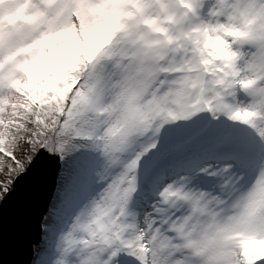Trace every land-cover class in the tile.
I'll use <instances>...</instances> for the list:
<instances>
[{
  "label": "snow or ice",
  "instance_id": "snow-or-ice-1",
  "mask_svg": "<svg viewBox=\"0 0 264 264\" xmlns=\"http://www.w3.org/2000/svg\"><path fill=\"white\" fill-rule=\"evenodd\" d=\"M223 3L39 0L28 19L44 26L43 36L83 32L86 59L70 90L71 79L45 89L40 66L48 54H31L39 41L29 25L19 36L0 32V201L21 182L39 183L60 159L62 219L70 227L56 264H264L245 244L221 245L212 227L217 192L256 184L246 211L264 207V0H231L224 25L259 41L260 58L245 60L250 75L221 64L209 79L207 61L190 59L186 43L191 21L221 28ZM98 13L100 30L109 32L104 41L88 30ZM241 56L229 50L222 58ZM177 79L199 91L179 114L161 99ZM209 85L214 105L204 100ZM243 97L251 103L241 104Z\"/></svg>",
  "mask_w": 264,
  "mask_h": 264
},
{
  "label": "clouds",
  "instance_id": "clouds-1",
  "mask_svg": "<svg viewBox=\"0 0 264 264\" xmlns=\"http://www.w3.org/2000/svg\"><path fill=\"white\" fill-rule=\"evenodd\" d=\"M217 0H207L208 5H215ZM39 0H0V32L5 37L13 34L21 35V29L25 25H29L32 30V39L38 40L31 54H39L41 51L48 54L40 66L41 75L45 78L44 85L47 90L65 85L67 80L71 79L72 84L67 85L70 90L78 82L76 77L83 66L86 57L84 56L82 40L83 32L77 35V30L73 28H61L51 32L48 36H43L44 26H36L29 24V17L34 15L39 7ZM125 7H132L125 5ZM224 11L221 13V28L215 29L214 25L206 22L205 19L199 21H191L192 37H188L186 43L191 53L190 59L198 60L201 64H205L204 71L208 73L209 79L212 78L213 72L219 68L221 64L229 67L234 64L232 69L237 76L250 75L249 65L245 63L246 59H251L249 54L257 56L261 53V46L258 40L250 39L247 36L236 37L230 29L224 27L228 23V9L232 7L231 0H224ZM210 10V9H209ZM103 15L98 13L88 18V30L95 33V39L104 41L108 38L109 32L107 26L100 30V22ZM212 18L208 17L207 21ZM254 27L259 30V21L254 23ZM242 40V43H237ZM108 45H105L107 47ZM234 50L243 53V56L232 61H226L222 58L223 52ZM223 71V69H220ZM257 83H260L259 77H253ZM163 87V84L157 86ZM204 100L208 103L215 104V85L206 86ZM199 91L197 89L186 87L180 80L170 81L161 99L166 100V108L177 114L186 106L197 103ZM146 104L148 102H145ZM251 103L247 97L241 99V104ZM257 185L251 187L241 185L240 190L231 192L229 195L221 196L217 192L215 196H211V201L215 204L217 211L212 217L213 230L218 234L221 245L228 244L232 250H238L236 245L245 244L249 251L257 254V260L264 259V207L255 215H250L246 211L250 195H259L257 193ZM199 190V189H198ZM208 193L209 190H201ZM221 196L219 202L216 197Z\"/></svg>",
  "mask_w": 264,
  "mask_h": 264
},
{
  "label": "water",
  "instance_id": "water-1",
  "mask_svg": "<svg viewBox=\"0 0 264 264\" xmlns=\"http://www.w3.org/2000/svg\"><path fill=\"white\" fill-rule=\"evenodd\" d=\"M58 157L50 161L39 183L21 182L0 204V264H32L35 247L44 241L43 221L52 202L58 173Z\"/></svg>",
  "mask_w": 264,
  "mask_h": 264
},
{
  "label": "rangeland",
  "instance_id": "rangeland-1",
  "mask_svg": "<svg viewBox=\"0 0 264 264\" xmlns=\"http://www.w3.org/2000/svg\"><path fill=\"white\" fill-rule=\"evenodd\" d=\"M62 170H64L63 165L58 173L56 190L49 211L43 221L44 241L36 246L37 250L32 264H56L61 255L59 234L61 236L70 227V224L62 219L64 207L60 177ZM69 180L70 176L65 175V186L68 185Z\"/></svg>",
  "mask_w": 264,
  "mask_h": 264
},
{
  "label": "trees",
  "instance_id": "trees-1",
  "mask_svg": "<svg viewBox=\"0 0 264 264\" xmlns=\"http://www.w3.org/2000/svg\"><path fill=\"white\" fill-rule=\"evenodd\" d=\"M62 165H63V169L65 170V165H64L63 163H62ZM71 171H72V164L69 163V165L67 166V170H66V172H65V175L70 176ZM60 177H61V176H60ZM60 177H59V179H60ZM1 202H2V201H0V204H1ZM58 238H60V234H59V237H58ZM35 250H37V247H35Z\"/></svg>",
  "mask_w": 264,
  "mask_h": 264
}]
</instances>
